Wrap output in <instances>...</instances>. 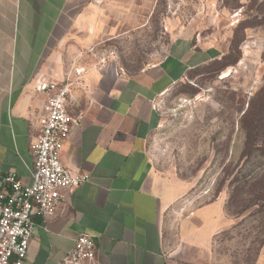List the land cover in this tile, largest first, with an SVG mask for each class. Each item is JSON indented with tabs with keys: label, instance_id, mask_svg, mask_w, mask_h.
<instances>
[{
	"label": "crops",
	"instance_id": "1",
	"mask_svg": "<svg viewBox=\"0 0 264 264\" xmlns=\"http://www.w3.org/2000/svg\"><path fill=\"white\" fill-rule=\"evenodd\" d=\"M100 1L0 0V186L10 172L33 183L32 145L45 119V95L35 88L42 80H70L68 38L94 28ZM221 55L194 36L177 35L161 60L135 74H89L86 95H71L70 111L80 121L61 153L66 167L89 179L66 191L53 214L36 219L24 264H56L81 233L96 237L97 264H204L210 234L199 229L183 235L174 255L180 262L168 253L162 218L175 189L149 146L160 124L156 99Z\"/></svg>",
	"mask_w": 264,
	"mask_h": 264
},
{
	"label": "rangeland",
	"instance_id": "2",
	"mask_svg": "<svg viewBox=\"0 0 264 264\" xmlns=\"http://www.w3.org/2000/svg\"><path fill=\"white\" fill-rule=\"evenodd\" d=\"M96 6L94 28L68 38L66 81L77 99L86 95L90 73L135 74L161 60L177 35L194 36L221 58L228 54L156 99L160 124L149 152L175 189L162 229L175 259L183 235L199 229L210 234L204 264H264V197L254 182L264 172V0H101ZM256 121L262 128H254Z\"/></svg>",
	"mask_w": 264,
	"mask_h": 264
},
{
	"label": "built area",
	"instance_id": "3",
	"mask_svg": "<svg viewBox=\"0 0 264 264\" xmlns=\"http://www.w3.org/2000/svg\"><path fill=\"white\" fill-rule=\"evenodd\" d=\"M70 84L42 80L35 88L45 95L40 138L32 145L35 156L33 183L26 185L14 172L6 174L0 188V264H24L37 218L54 213L64 201V193L88 181L89 176L66 167L61 153L80 116L70 111ZM97 239L81 233L71 251L56 264H97Z\"/></svg>",
	"mask_w": 264,
	"mask_h": 264
},
{
	"label": "trees",
	"instance_id": "4",
	"mask_svg": "<svg viewBox=\"0 0 264 264\" xmlns=\"http://www.w3.org/2000/svg\"><path fill=\"white\" fill-rule=\"evenodd\" d=\"M228 54L224 55L220 60H216L214 62H222V61H225L226 57H227ZM239 61V58H235L234 61L231 64V66H234L238 63ZM212 62V63H214ZM255 129H259V128H262V125L260 123V121H256V125L254 126ZM262 145H264V141H262ZM263 147V146H262ZM254 182H256V184H260L262 185V188H261V195L264 197V172L259 175L257 178H255ZM239 191L238 188H236V192Z\"/></svg>",
	"mask_w": 264,
	"mask_h": 264
}]
</instances>
